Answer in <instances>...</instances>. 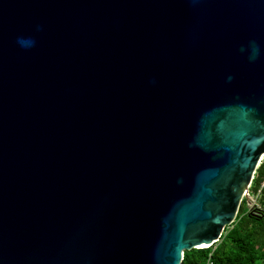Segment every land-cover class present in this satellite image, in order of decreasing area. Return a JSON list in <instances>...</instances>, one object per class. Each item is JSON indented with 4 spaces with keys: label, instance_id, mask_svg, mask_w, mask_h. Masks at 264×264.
I'll list each match as a JSON object with an SVG mask.
<instances>
[{
    "label": "water",
    "instance_id": "95a60500",
    "mask_svg": "<svg viewBox=\"0 0 264 264\" xmlns=\"http://www.w3.org/2000/svg\"><path fill=\"white\" fill-rule=\"evenodd\" d=\"M264 158V0H0V264H182Z\"/></svg>",
    "mask_w": 264,
    "mask_h": 264
},
{
    "label": "trees",
    "instance_id": "16d2710c",
    "mask_svg": "<svg viewBox=\"0 0 264 264\" xmlns=\"http://www.w3.org/2000/svg\"><path fill=\"white\" fill-rule=\"evenodd\" d=\"M256 202L251 210L243 200L237 216L220 241L206 249L183 252L182 264H264V158L248 190Z\"/></svg>",
    "mask_w": 264,
    "mask_h": 264
},
{
    "label": "rangeland",
    "instance_id": "374dc122",
    "mask_svg": "<svg viewBox=\"0 0 264 264\" xmlns=\"http://www.w3.org/2000/svg\"><path fill=\"white\" fill-rule=\"evenodd\" d=\"M255 199H256L255 197L254 198L253 197L248 198L247 205H246L248 210H251L253 208L254 203L256 202Z\"/></svg>",
    "mask_w": 264,
    "mask_h": 264
}]
</instances>
